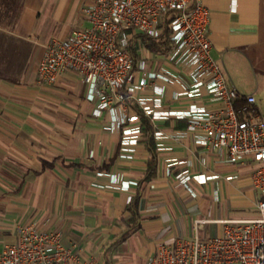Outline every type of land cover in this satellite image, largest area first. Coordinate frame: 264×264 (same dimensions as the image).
I'll list each match as a JSON object with an SVG mask.
<instances>
[{
    "label": "crops",
    "instance_id": "crops-1",
    "mask_svg": "<svg viewBox=\"0 0 264 264\" xmlns=\"http://www.w3.org/2000/svg\"><path fill=\"white\" fill-rule=\"evenodd\" d=\"M89 2L0 0V250L15 242L18 224L33 223L61 232L78 257L68 264H145L159 242L193 236L197 218L254 216L251 163H230L224 150L189 138L157 152L148 122L134 157H120L116 136L91 116L76 73L65 72L54 85L37 81L43 44L86 25L81 10ZM202 3L211 56L240 92L254 94L264 115V0ZM170 158L189 159L192 174L215 177L190 179L192 196L174 178L181 165L166 173ZM108 174L122 186H108ZM221 228L203 222L197 233L205 238Z\"/></svg>",
    "mask_w": 264,
    "mask_h": 264
},
{
    "label": "built area",
    "instance_id": "built-area-1",
    "mask_svg": "<svg viewBox=\"0 0 264 264\" xmlns=\"http://www.w3.org/2000/svg\"><path fill=\"white\" fill-rule=\"evenodd\" d=\"M81 12L86 25L43 44L37 81L54 85L65 72L76 73L91 116L116 136L120 157H134L148 122L157 152L189 138L198 147L224 150L230 163L252 165L254 216L197 218L193 236L159 242L145 264H264V115L254 94L240 92L211 56L208 8L202 0H91ZM137 34L152 39L157 49H146ZM160 121L183 126L162 127ZM173 165L182 166L174 178L192 196L190 179L203 183L215 177L192 174L189 159L175 158L166 160L167 174ZM108 175V186H122ZM203 222L220 223L221 232L201 238L197 228ZM16 233L15 242L0 250V264L78 261L57 229L24 223Z\"/></svg>",
    "mask_w": 264,
    "mask_h": 264
},
{
    "label": "trees",
    "instance_id": "trees-1",
    "mask_svg": "<svg viewBox=\"0 0 264 264\" xmlns=\"http://www.w3.org/2000/svg\"><path fill=\"white\" fill-rule=\"evenodd\" d=\"M137 36H139L141 38V40L143 41V43L147 46V48L151 49V50H155L158 47V44L155 43L152 39L147 38L145 36H143L142 34H137ZM166 42H161V45H165ZM154 155H152L151 159L149 160V166H148V175H151V173L153 172L154 169Z\"/></svg>",
    "mask_w": 264,
    "mask_h": 264
},
{
    "label": "rangeland",
    "instance_id": "rangeland-1",
    "mask_svg": "<svg viewBox=\"0 0 264 264\" xmlns=\"http://www.w3.org/2000/svg\"><path fill=\"white\" fill-rule=\"evenodd\" d=\"M146 49H147V46H146ZM145 48H143L142 49V51H141V53H144V52H146L147 50H146ZM151 50V49H150ZM237 211V210H236Z\"/></svg>",
    "mask_w": 264,
    "mask_h": 264
}]
</instances>
